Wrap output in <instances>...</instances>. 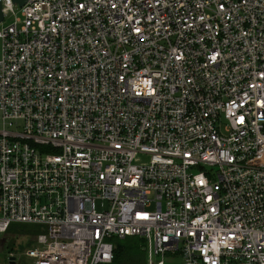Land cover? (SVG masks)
Listing matches in <instances>:
<instances>
[{
    "label": "built area",
    "instance_id": "built-area-1",
    "mask_svg": "<svg viewBox=\"0 0 264 264\" xmlns=\"http://www.w3.org/2000/svg\"><path fill=\"white\" fill-rule=\"evenodd\" d=\"M0 236L29 264H264V0H0ZM5 18L8 21H5Z\"/></svg>",
    "mask_w": 264,
    "mask_h": 264
},
{
    "label": "rangeland",
    "instance_id": "rangeland-1",
    "mask_svg": "<svg viewBox=\"0 0 264 264\" xmlns=\"http://www.w3.org/2000/svg\"><path fill=\"white\" fill-rule=\"evenodd\" d=\"M5 21H8L5 18ZM35 229L25 223L12 222L0 236V264H28L30 259L25 256L23 251L28 247L34 237ZM125 237H114V242L126 243ZM143 256V253H142ZM135 261L139 263V260ZM171 264H181L178 255L170 258ZM144 264V258L142 263Z\"/></svg>",
    "mask_w": 264,
    "mask_h": 264
},
{
    "label": "trees",
    "instance_id": "trees-1",
    "mask_svg": "<svg viewBox=\"0 0 264 264\" xmlns=\"http://www.w3.org/2000/svg\"><path fill=\"white\" fill-rule=\"evenodd\" d=\"M36 231L39 227L36 225H31ZM126 243L114 242L113 256L109 263L107 264H141L144 256H142L141 238L137 236H126ZM136 257L139 263L135 261Z\"/></svg>",
    "mask_w": 264,
    "mask_h": 264
},
{
    "label": "water",
    "instance_id": "water-1",
    "mask_svg": "<svg viewBox=\"0 0 264 264\" xmlns=\"http://www.w3.org/2000/svg\"><path fill=\"white\" fill-rule=\"evenodd\" d=\"M13 3H16L18 6H21L24 4L26 0H11ZM2 19V11H1V6H0V20Z\"/></svg>",
    "mask_w": 264,
    "mask_h": 264
},
{
    "label": "crops",
    "instance_id": "crops-1",
    "mask_svg": "<svg viewBox=\"0 0 264 264\" xmlns=\"http://www.w3.org/2000/svg\"><path fill=\"white\" fill-rule=\"evenodd\" d=\"M29 264V263H28Z\"/></svg>",
    "mask_w": 264,
    "mask_h": 264
}]
</instances>
